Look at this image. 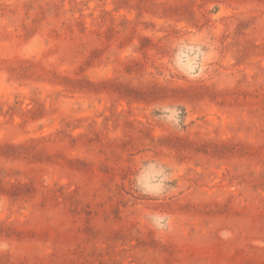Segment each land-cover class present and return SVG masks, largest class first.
<instances>
[{"label": "rangeland", "instance_id": "rangeland-1", "mask_svg": "<svg viewBox=\"0 0 264 264\" xmlns=\"http://www.w3.org/2000/svg\"><path fill=\"white\" fill-rule=\"evenodd\" d=\"M0 264H264V0H0Z\"/></svg>", "mask_w": 264, "mask_h": 264}]
</instances>
